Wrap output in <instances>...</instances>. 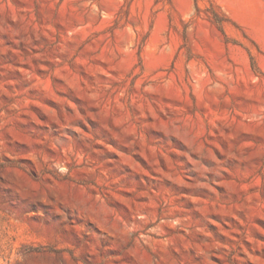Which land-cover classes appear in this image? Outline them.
I'll list each match as a JSON object with an SVG mask.
<instances>
[{
  "label": "rangeland",
  "instance_id": "obj_1",
  "mask_svg": "<svg viewBox=\"0 0 264 264\" xmlns=\"http://www.w3.org/2000/svg\"><path fill=\"white\" fill-rule=\"evenodd\" d=\"M0 264H264V0H0Z\"/></svg>",
  "mask_w": 264,
  "mask_h": 264
}]
</instances>
